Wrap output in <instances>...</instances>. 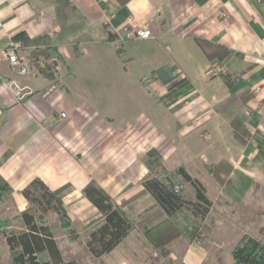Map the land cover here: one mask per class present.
I'll return each instance as SVG.
<instances>
[{"label":"crops","instance_id":"crops-1","mask_svg":"<svg viewBox=\"0 0 264 264\" xmlns=\"http://www.w3.org/2000/svg\"><path fill=\"white\" fill-rule=\"evenodd\" d=\"M134 25L148 27L155 39H127ZM20 34L15 42L32 63L36 46L29 42L43 38L38 48L57 52L64 66L57 80L34 63V76L16 77L1 55L0 178L11 194L0 203V218L27 210L23 192L39 180L60 196L73 223L88 224L101 217L82 193L95 181L117 204L140 195L125 209L137 221L155 204L142 185L152 149L166 170L183 166L205 187L213 203L205 223L222 249H229L224 234L232 218L264 217V0H0V54ZM92 52L105 72L132 69L143 77L152 98L144 103L161 106L160 121L154 120L159 129L146 116L104 114L74 97L67 87L70 62ZM223 76H231L230 83ZM237 117L242 126L235 132ZM222 161L230 172L223 171L220 182L212 167ZM185 196L195 198L188 184ZM170 246L182 264H215L221 249L182 239ZM10 263L2 241L0 264Z\"/></svg>","mask_w":264,"mask_h":264},{"label":"trees","instance_id":"trees-1","mask_svg":"<svg viewBox=\"0 0 264 264\" xmlns=\"http://www.w3.org/2000/svg\"><path fill=\"white\" fill-rule=\"evenodd\" d=\"M117 1L126 5L131 0ZM205 1L197 0L200 4ZM21 38L22 34L13 40L19 41ZM199 42L208 45L201 39ZM43 43V38L29 42L30 45L36 46L29 57L41 72L55 79L49 71H44L39 67V63H36L52 50L39 49ZM223 78L228 83L232 79L231 76ZM241 126V119L235 118V132ZM147 158L148 168L156 162L162 172L157 176H148L142 183L144 192L153 197L155 204L138 217V222L134 221L125 209L139 199L140 195L117 204L95 181H91L82 190L85 198L101 215L100 220L88 231L86 238V247L94 258L103 260L111 255L133 231H138L143 244L152 249L153 254H149L148 263L153 264H173L168 246L176 239L184 238L189 243L198 242L207 249L210 244L219 242L215 237L214 227L205 223L213 203L208 199L202 183L193 178L183 166L173 172L166 170L162 167L161 156L155 149L147 153ZM227 165L228 163L222 161L212 167L214 176L220 182L224 180L221 178L223 171L227 174L230 172V169H222ZM187 184L195 191L193 200L185 196ZM10 194V187L0 178V203ZM23 195L30 207L17 216L0 218V243H7L11 256L10 264H78L76 261H66L59 247V236L56 233L58 228L63 230V234H67V230L71 233L72 229V221L60 196L51 192L39 180L31 183ZM49 214L57 217L59 226L50 225L47 219ZM178 218L182 223L178 222ZM231 256L234 264H264V243L245 234L232 249ZM218 263L223 264L221 258H218Z\"/></svg>","mask_w":264,"mask_h":264},{"label":"rangeland","instance_id":"rangeland-1","mask_svg":"<svg viewBox=\"0 0 264 264\" xmlns=\"http://www.w3.org/2000/svg\"><path fill=\"white\" fill-rule=\"evenodd\" d=\"M69 13L70 11H68V14ZM121 53L123 54L124 52L122 51L119 54ZM48 55L46 56V59L48 58ZM123 57L124 55L121 56L120 59H123ZM96 59V53L92 52L87 56L79 57L78 59L73 58V60H71V72L68 73L67 87L70 88L74 97L77 100L86 98L88 102H92L100 108L102 110L101 112L104 114L109 115L114 109V113H112L114 116L119 115L120 117L127 119L130 117L133 119L135 114L137 116H146L153 122V124H155V127L159 129L158 123H154V120L155 122L158 120L160 121V116H162L161 106L159 104L156 105V101H152V103L147 101V103H144L145 99L152 98L149 96L150 94L146 91L144 84L141 82L143 77L139 76V74L133 75L132 69H129L131 73L124 70H122V72H120V70H114V74L105 72V70H102L101 67H98L99 64ZM114 59V61L120 65L119 62L121 60L119 57H114ZM38 65L41 67L40 63ZM62 72L58 75H54L53 73L50 74L55 77V79L53 78L54 80H57L61 76ZM67 72H69L68 69ZM85 88L88 90L85 91ZM129 106H132V110H130ZM147 161L148 158L146 154V165ZM161 165L164 167L162 156ZM149 171V176H157L161 174L162 168L155 162L152 166H150ZM251 216L253 215L246 216V219H243L241 223H238L237 218L235 217L230 220L231 228L227 227L224 234L227 241H229L225 247H229V249H222L223 242L215 236L219 242L213 244L220 246L221 249L217 250L216 254L217 258H221L223 264H227L225 256H227V253L231 256L230 253L240 238V235H238L240 232L248 233L264 243V217H261V219H255L254 221L253 217L250 218ZM47 219L52 227L59 226L58 219L55 215L49 214ZM99 220L100 218L93 219L88 224H85L84 222L78 220L73 223V220L71 219V233L67 230V234H63V230L60 229V227L58 229L62 231L56 229V231L58 230L56 233L59 236V244L61 245V252L65 260L76 261L78 264H153L151 262L148 263V256L149 254H153V251L150 247L143 244L138 236V231H136L138 234H134L125 244L116 250L114 254L105 257L103 260L94 258L86 247V238L88 231ZM138 221L139 219L136 222ZM178 222H181L179 218ZM199 222L200 221L198 220L197 224H199ZM179 239L187 241L184 238ZM179 239L174 240L172 243ZM235 239L236 241H234ZM170 245L168 246V249L170 250L173 264H182L180 259L181 254H178V258H175V253L172 252L175 248ZM231 259H233L232 256ZM155 264L164 263L158 262ZM215 264L219 263L215 262Z\"/></svg>","mask_w":264,"mask_h":264},{"label":"built area","instance_id":"built-area-1","mask_svg":"<svg viewBox=\"0 0 264 264\" xmlns=\"http://www.w3.org/2000/svg\"><path fill=\"white\" fill-rule=\"evenodd\" d=\"M127 39H139L142 41H148L155 39V37L148 27H138L134 25V30L132 33H129L127 35ZM1 55L4 56L16 77L34 76L35 66L33 65L32 61L21 54V45L19 43L10 39L5 50L0 54V63L3 57ZM40 66L44 68V70L49 71L54 75H58L62 72L64 64L62 57L57 52L51 50L49 52L48 58H45L40 62ZM6 84L11 88L12 86H17L14 80H9V83ZM61 117L65 118L66 114H61Z\"/></svg>","mask_w":264,"mask_h":264}]
</instances>
